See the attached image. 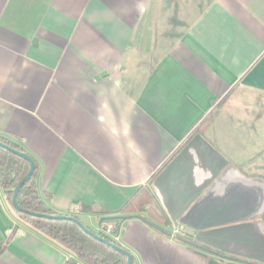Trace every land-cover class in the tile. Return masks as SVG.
<instances>
[{
  "label": "crops",
  "instance_id": "obj_1",
  "mask_svg": "<svg viewBox=\"0 0 264 264\" xmlns=\"http://www.w3.org/2000/svg\"><path fill=\"white\" fill-rule=\"evenodd\" d=\"M0 138L34 160L52 212L77 206L94 233L135 216L117 239L135 264H243L120 210L144 190L164 208L162 190L175 203L254 157L264 164V0H0ZM0 264L84 263L0 190Z\"/></svg>",
  "mask_w": 264,
  "mask_h": 264
},
{
  "label": "water",
  "instance_id": "obj_2",
  "mask_svg": "<svg viewBox=\"0 0 264 264\" xmlns=\"http://www.w3.org/2000/svg\"><path fill=\"white\" fill-rule=\"evenodd\" d=\"M101 76L100 74L99 77ZM195 139L207 147L200 136ZM0 148L29 164L27 174L12 193L11 205L17 213L44 220L72 221L88 236L126 257L127 264H132V257L128 251L90 231L79 220L65 215L37 214L20 208L17 205V195L32 176L35 162L28 154L14 150L1 142ZM183 154L184 152H181L177 155L157 178L156 186L160 190V180L166 179L173 172ZM161 194L172 225L186 231L189 239L226 254L264 264V224L259 220L264 215L263 181L244 178L230 168L220 173L209 186L206 185L191 194L183 192L181 196L176 197L175 203L169 204L163 190ZM125 220L121 217V223ZM120 225L117 227V233Z\"/></svg>",
  "mask_w": 264,
  "mask_h": 264
},
{
  "label": "trees",
  "instance_id": "obj_3",
  "mask_svg": "<svg viewBox=\"0 0 264 264\" xmlns=\"http://www.w3.org/2000/svg\"><path fill=\"white\" fill-rule=\"evenodd\" d=\"M214 118L215 115L211 112L200 122V124L196 128V132L201 136V132L209 127ZM0 142L14 150L26 153L24 149L15 142H11L5 138H0ZM28 170L29 164L26 161L0 148V190L3 191L10 202L13 190L15 189L16 185L22 180V178L27 174ZM36 173L37 167L35 164V170L32 176L24 183V185L19 190V193L17 195V205L23 210L29 212L50 216H59V214H56L49 210L38 196L36 190ZM140 193L142 194H138L134 196V198L126 202L123 208L120 210V213L127 214L132 212L133 210H145L151 217L155 218L158 223L164 226H169L171 224V221L165 209L159 203L155 202V199L151 195V193L146 190L141 191ZM19 215L26 222L34 226L48 238L71 251L74 255L75 260L77 261H80L84 264H127L126 257L109 248L104 243L94 240L92 237L84 233L77 226V224L72 221L44 220L33 218L24 214ZM71 217L79 220L78 217ZM133 217L135 216H124L122 218L128 219ZM113 221H115L117 223V226H119L121 223V217L116 218ZM99 236L105 238L107 241L115 244L116 246L125 249L117 242H113L110 239L102 236L101 234H99ZM177 239L191 248L201 250L213 256L226 258L243 264H262L249 259L226 254L209 246L203 245L195 240L189 239L187 236H177ZM132 264H135L133 257Z\"/></svg>",
  "mask_w": 264,
  "mask_h": 264
},
{
  "label": "rangeland",
  "instance_id": "obj_4",
  "mask_svg": "<svg viewBox=\"0 0 264 264\" xmlns=\"http://www.w3.org/2000/svg\"><path fill=\"white\" fill-rule=\"evenodd\" d=\"M225 99L221 100L220 103L212 110V114L215 115V117L218 115L221 107H222V104L224 103ZM261 157L258 156V157H254L251 161V164H249L248 166H251V168L249 170H246L244 168H241L240 167V171H238V173L240 175H242V177L244 178H247V179H259L261 181L264 182V169H255L253 166L256 164V165H261L263 166L264 164H261ZM254 164V165H252ZM255 165V166H256ZM261 221L264 223V215L261 217ZM173 226V225H172ZM175 228H179V227H174L172 228V233L174 231ZM182 234H180L179 236H186V231L183 232V230L181 231Z\"/></svg>",
  "mask_w": 264,
  "mask_h": 264
},
{
  "label": "built area",
  "instance_id": "obj_5",
  "mask_svg": "<svg viewBox=\"0 0 264 264\" xmlns=\"http://www.w3.org/2000/svg\"><path fill=\"white\" fill-rule=\"evenodd\" d=\"M80 213V208L75 206L70 210V212L66 215L68 216H75L77 217ZM117 223L115 221H101L98 224V234H101L102 236L110 239L113 242H117L118 239V233H117ZM181 228H175L173 231V235H180L182 234ZM184 232V231H183Z\"/></svg>",
  "mask_w": 264,
  "mask_h": 264
},
{
  "label": "flooded vegetation",
  "instance_id": "obj_6",
  "mask_svg": "<svg viewBox=\"0 0 264 264\" xmlns=\"http://www.w3.org/2000/svg\"><path fill=\"white\" fill-rule=\"evenodd\" d=\"M237 257V256H236ZM241 258V257H240ZM245 259V258H244Z\"/></svg>",
  "mask_w": 264,
  "mask_h": 264
}]
</instances>
